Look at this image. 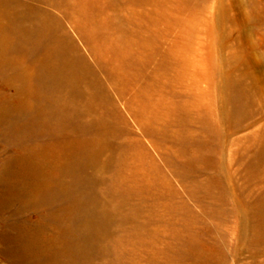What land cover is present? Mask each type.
I'll list each match as a JSON object with an SVG mask.
<instances>
[{"label": "rangeland", "instance_id": "obj_1", "mask_svg": "<svg viewBox=\"0 0 264 264\" xmlns=\"http://www.w3.org/2000/svg\"><path fill=\"white\" fill-rule=\"evenodd\" d=\"M7 1L16 33L49 18L88 71L78 92L54 99L24 89L12 65L0 72V107L50 115L29 146L0 123V264L47 257L23 255L15 237L44 219L53 236L50 214L70 196L43 199L33 175L11 192V164L31 145L54 149L45 168L55 181L64 146L99 134L110 144L104 164L85 173L125 218L92 264H264V236L251 225L264 205V0ZM43 55L41 46L24 55L32 75Z\"/></svg>", "mask_w": 264, "mask_h": 264}, {"label": "bare ground", "instance_id": "obj_2", "mask_svg": "<svg viewBox=\"0 0 264 264\" xmlns=\"http://www.w3.org/2000/svg\"><path fill=\"white\" fill-rule=\"evenodd\" d=\"M15 8L13 3L0 0V72L6 65H12V77H21L24 89L32 88L43 97L54 99L61 98L64 92H78L79 80L88 71L85 63L70 57L66 51L68 44L53 30L49 18H43L33 30L16 33L19 24ZM15 33L14 42L12 36ZM32 46H41L44 50L36 75L29 72L24 61V55ZM236 96L240 100V114L244 110V94L239 86ZM6 122L10 136L29 146L35 132L49 125L50 115L40 109L36 113L26 111L14 116L7 106L0 107V123ZM109 146V141L102 134L67 143L64 157L58 165L60 175L55 181L51 180L52 175L45 168V163H52L59 157L54 149L31 145L27 154L11 164L6 176L11 192L16 190L14 182L20 176L33 175L36 178L33 191H38L36 193H40L43 199L54 200L64 194L70 195L66 206L50 214V220L57 225L53 236H44L45 219L31 232L26 226L19 229L15 239L23 255L31 258L38 250H44L49 254L43 259H35L36 264H92L93 256L102 249L113 225L125 218L120 208L121 201L116 204L104 201L95 193L93 179L85 173L90 166L104 164L101 152ZM251 225L256 236H264V205Z\"/></svg>", "mask_w": 264, "mask_h": 264}]
</instances>
